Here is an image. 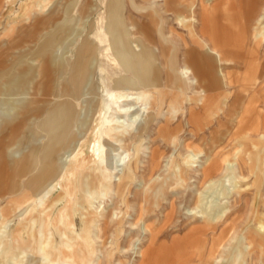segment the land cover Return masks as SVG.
Instances as JSON below:
<instances>
[{"label":"rangeland","instance_id":"obj_1","mask_svg":"<svg viewBox=\"0 0 264 264\" xmlns=\"http://www.w3.org/2000/svg\"><path fill=\"white\" fill-rule=\"evenodd\" d=\"M73 2L71 17L74 21L69 19L68 23L65 11ZM107 2L0 0V73L21 61L24 66H31L30 61L34 60L39 63L34 54L50 35L56 34L58 38L55 54L65 55L70 48V36L65 34L64 28L70 25L81 37L87 36L97 46L100 69L96 77L102 91L100 98L108 97L106 93H118L112 87L113 79L131 75L120 63L118 68L114 66L116 59L105 30ZM39 6L44 9L40 10ZM203 6L210 10L208 31L202 20ZM182 12L184 14L185 10ZM50 15L52 21L46 22L51 19ZM186 15L190 18L184 19V23L191 22L194 36L179 21L177 11L165 6L162 0H123L124 21L131 37L143 40L157 55L154 82L147 88L152 98L149 103L140 101L136 105L142 119L141 129L132 136L128 134L115 146L105 135H98L105 114L98 107L87 153L92 163L103 170L96 175L89 170L85 173L95 178L94 187L97 185V188L85 186L89 181L81 177L80 183H86L77 194L68 197L60 183L51 195L41 198L42 204H51L63 196L53 210L57 214L66 208L64 222L52 228L53 250L59 258L64 231L68 236L65 241L72 244L80 237L81 244L93 250L89 264H140L141 249L152 244L159 249L163 264L172 263L174 256L186 258L188 264H235L234 258L240 253L247 259V264H264V232L258 230V221L264 218V125L257 128L251 124L254 117H264V0H196L192 12ZM134 22L142 29L146 28L148 34L138 30ZM164 37L177 53L165 44ZM195 41L205 49L199 59ZM203 42L209 43L207 45L217 56L208 55V46ZM77 47L78 42L72 49L73 55ZM193 58L199 60V64L194 65ZM191 65L197 66V73L186 71ZM178 68L181 74L184 73L187 84L174 83ZM107 75L111 82L102 77ZM228 77H232L231 80ZM7 79L5 76L2 81L7 82ZM228 80L233 82L222 89L224 81ZM239 83L243 84L244 90H238ZM136 97L144 100L140 95ZM73 101L81 112V101L77 98ZM111 101V116L118 115L117 110L122 105ZM57 103V99L49 103L36 128L45 122ZM129 103L135 104L137 100ZM15 108L13 101L0 98V115L5 116L6 122L10 120L9 114L19 111ZM242 108L243 115L232 114ZM89 111H85L87 116ZM196 113H199L198 119ZM17 125L18 122L14 123L6 131L0 141L2 148L9 145L12 128ZM196 126L207 129L195 130ZM81 129L75 128L76 131ZM46 143L43 140L30 146L42 148ZM2 152L0 148V209L23 199L27 191L25 185L32 175L21 178L22 189L12 193L14 172ZM67 154L68 150L64 156ZM74 160V156L68 158L66 168L69 169ZM119 161L122 167L114 173L113 168ZM229 166L235 176L233 182L227 180ZM128 168L134 175L131 189L118 190L116 185ZM107 174L113 175L115 187L112 190L107 186L98 188L99 181ZM219 192L224 195L219 197ZM31 195L37 200L35 194ZM207 199L211 206L222 209L223 216L214 231L188 242L192 228L204 227L200 212L202 200ZM31 210L17 222H11L15 218L0 214V253L6 250L8 255H20L14 264L29 263L21 257V251L12 247L15 242L21 247L34 248L36 243L30 234L41 238L42 222L38 218L34 222L28 220ZM213 211L216 213L217 209L213 208ZM88 212L97 219L86 222L92 219ZM35 213L38 216L39 210ZM195 213H199L197 217L192 216ZM7 223H11L7 229L8 238H3L2 224ZM145 224L150 230L144 228ZM87 226L91 247L82 239ZM14 230L20 235L18 242L13 236ZM197 243L199 251L195 248ZM111 252H114L112 260L108 258ZM192 255L195 258H191ZM154 257L157 256H151L149 264H156ZM0 264L6 263L0 260ZM59 264L65 263L60 261Z\"/></svg>","mask_w":264,"mask_h":264},{"label":"bare ground","instance_id":"obj_2","mask_svg":"<svg viewBox=\"0 0 264 264\" xmlns=\"http://www.w3.org/2000/svg\"><path fill=\"white\" fill-rule=\"evenodd\" d=\"M74 1L76 2L77 0ZM162 1L165 6L177 11L179 21L187 27L191 35L194 36L191 22L188 21L187 23L186 21L184 23V19L190 18L186 13L192 12L196 0ZM74 6L75 3L73 2L65 11L68 23H70L69 19H73L71 15ZM39 8L40 10L44 9L43 6H39ZM183 10H185L184 14L182 12ZM209 12L210 10H208V8L202 7V20L204 28H206L207 31L209 29ZM49 17L51 19H48L46 22L52 21L51 15ZM72 21H74V19ZM41 22L42 21L39 23L41 24ZM134 25L145 35L148 34V30L145 31L146 28L142 29L140 25L135 24V22ZM76 30L77 29H71L70 25L64 28L65 34L70 36L68 44L70 50L68 49L65 55L57 56V54H55L58 38L56 34H54L53 37L50 35L47 37L48 40L43 42L34 54L36 60L40 61L39 63H36L34 60L30 61L32 64L31 66H29L30 64L24 66V62L21 61V63H17L15 66L13 65L12 68L0 73V98H8L13 101V104L16 105L15 109L19 110L14 113V115H12V113L8 115L10 116L8 122L4 120L5 118L3 117L5 116L2 117L0 115V141L3 140L6 131L12 127L14 123L18 122V125L12 128L9 145H5L3 148L0 145V148L3 150L2 157L9 161V164H11L13 168L14 174L12 175V179L14 181L11 184L12 193L19 192L22 189L23 180L19 182L21 178H26L29 174H32L25 185L27 191L23 199L8 203L7 206L0 209V214L3 217L15 218L11 222H17L23 216L25 217L27 212L32 209L29 213L28 220L30 219V222H34L39 219L40 222H42L41 238L39 239V237L33 233L30 234L36 243L34 248L28 246L21 247L20 244L16 242L14 245L11 244L15 250L21 251V257L29 262L28 264H59L60 261H63L65 264H89L91 262L93 250H88L85 244H81L80 237L78 240L75 239L72 244L65 241V239H68V236L64 231L61 233L63 237L61 257L59 258L58 254L54 252L53 245L55 243V236L52 228H57L64 222L66 208H63L57 214L53 213L55 205L62 201V195L53 200V204H47V202L42 204L41 201L43 200L41 198L51 195L60 183H62V188L68 197L71 194H77L86 183H80L81 177L89 181L85 186L92 189L97 188V185L94 187L95 178H93L91 174L85 175V173L89 170L90 173L96 175V173L99 174L103 170L101 167L92 163V159L87 153L88 143L90 142L89 136L97 122L95 114L98 107L99 109L102 108V111L105 112L104 123L99 127L98 135H105L107 139H109V143H113L115 146V144L123 141L128 134L132 136V134H135L139 130L142 119L136 105L140 101L149 103V98L151 97L147 92V88L154 82L152 78L157 55L143 40H135L131 37L129 28L124 21L123 0H108L106 3L105 30L108 35L109 45L115 55L114 59H116V63H114V66L118 68V63H120L125 72L131 75H122L113 79L112 87L114 90L118 91V93H106L108 97L105 99L102 97L100 98V95L102 96V91L96 77L100 69L98 66L100 55L97 46L87 36H82V38L78 32H75ZM164 38L165 44L171 46L172 50L177 53L171 42L166 37ZM77 42L78 47L76 54L73 55L72 49ZM197 43L200 44L199 42ZM202 47L204 46L202 45ZM206 53L212 55L213 51L206 48ZM192 61H194V65H197V63L199 64V60L196 58H193ZM187 68L186 71L190 70V74H192L193 71L194 73L198 72L197 66L191 65L189 67L187 66ZM103 72L105 71L103 70ZM176 73L177 78L174 80V83L184 82L187 84V79L184 77V73H180L179 68ZM5 76L8 77L7 82L2 81ZM67 76L68 78L65 79ZM102 77L109 78L108 75ZM143 88H145V90H143ZM179 88L184 90L183 87ZM105 91H107V89ZM135 95H140L144 100L137 97L135 98ZM76 98L81 101V112L77 110L74 104L73 100ZM109 98L122 105L121 109L117 110L121 116L119 114L117 115V113L111 116L112 112L109 111V108L113 103H111L112 101L109 100ZM53 99H57L58 103L49 111L47 118H44L45 122H43L39 128H36L39 117L47 112L46 108ZM132 100H137V103H129ZM87 110H90L88 116L85 114ZM141 111H144V109ZM76 127L82 128L81 131H76ZM24 131H29V133L26 134ZM43 140H46L47 143L42 148L31 147L34 142L36 144ZM67 150L68 154L65 157L64 154ZM72 156L75 157V160L68 169L66 168L68 158ZM120 162L121 161L113 168L114 173H118L119 168L122 167ZM230 167L231 166L228 168L229 175L227 180L233 182L235 176L232 174V169ZM42 182H44L43 185ZM133 182L134 175L131 168H128V171L122 173L116 186L118 190L130 191ZM106 186L110 188V190L115 187L113 175L107 174L105 179L99 181L98 188ZM31 194H35L37 200H34ZM222 195H224V193L219 192V197ZM213 208L217 209L216 213H214L215 211H213ZM37 210H39V215L35 216ZM221 210L220 207L211 206L208 199L205 201L202 200L200 216L203 218L204 227H202V229L199 227L192 228L189 236H187L188 242H193L194 239L196 241L200 239L203 234L207 236L209 231H214L217 222L223 216ZM88 213L92 219L88 221L87 215H84V220H87L86 222H93L97 219L96 217H92V213ZM198 214L195 213L194 215L192 214V216L197 217ZM258 222H260L258 230L264 232V218H260ZM10 224L11 223L2 224L3 238H8L7 229ZM144 228L150 230L146 224ZM13 236L18 242L20 237L18 231L14 230ZM82 236V239L87 240L88 245L91 247V240L88 239V226L84 230ZM48 238L50 242L47 241ZM117 244L119 246L118 242ZM199 247L200 245L198 243L195 244L196 250L199 251ZM31 249H33V251ZM5 252L6 250L0 253V260H4L6 264H14L15 259L20 258V255H8ZM113 255L114 252L109 253L108 258L112 260ZM154 255L157 256L153 258L155 259V263L163 264L161 261L162 256H159V249L154 247L153 244L146 249H141L140 264H149L151 256ZM194 255H192L191 258H195ZM32 256L34 257L30 260ZM173 259L174 261L170 264H188L185 260L186 258L174 256ZM246 262L247 259L242 253L234 258L235 264H247Z\"/></svg>","mask_w":264,"mask_h":264},{"label":"crops","instance_id":"obj_3","mask_svg":"<svg viewBox=\"0 0 264 264\" xmlns=\"http://www.w3.org/2000/svg\"><path fill=\"white\" fill-rule=\"evenodd\" d=\"M199 40H200V38H198ZM198 40V41H199ZM201 41V40H200ZM202 41H203V39H202ZM201 41V42H202ZM203 43H205V42H203ZM206 45L207 44H209V43H205ZM194 45H196L195 46V49L198 51V54H196V57L198 56V59H199V57L201 58L203 55V51L205 50L202 46H200V44H198L196 41L194 42ZM208 46V45H207ZM207 49H209V50H213L210 46H208V48ZM201 51H202V53H201ZM197 53V52H196ZM217 56V54H215L214 52H213V54H212V56ZM220 60V59H219ZM231 78L232 77H228V79H230L231 80ZM230 80H228V81H224V83H223V86H222V89H223V87H227L228 85H230L231 84V82H233V81H230ZM235 83V82H234ZM239 85H240V88L238 89V90H244V86H241V85H243L242 83H239ZM220 90H221V88H220ZM231 113V112H230ZM245 112H244V108H242L240 111L238 110V111H236V112H232V114H238L239 116H241V115H243ZM198 115H199V113H196V118L198 119ZM201 115V114H200ZM201 120H202V118H201ZM251 124H253V127H257L258 128V126L259 125H264V117L262 118H257V117H254L253 118V120H252V122H251ZM195 130H199V129H207V128H205V127H198V126H196L195 128H194Z\"/></svg>","mask_w":264,"mask_h":264}]
</instances>
